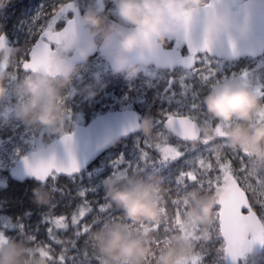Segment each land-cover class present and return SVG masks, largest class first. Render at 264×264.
<instances>
[{
	"label": "clouds",
	"instance_id": "1",
	"mask_svg": "<svg viewBox=\"0 0 264 264\" xmlns=\"http://www.w3.org/2000/svg\"><path fill=\"white\" fill-rule=\"evenodd\" d=\"M112 3L114 7L107 13L103 4L86 9L64 37L52 57L50 69L33 73L16 85L20 97L15 104L17 119L45 133L62 134L69 111L62 89L78 73L80 61H86L99 50L114 72L127 73L132 79L140 74L147 58L170 43L180 44L197 31L198 43L206 44L212 51L225 48L229 38H246L257 9L264 7V0H112ZM15 55L16 49L0 43V103L8 96L6 67ZM203 104L211 117L199 127L204 138L209 141L227 138L233 147L264 159V122L253 123L257 114L264 112V96L246 78L213 83ZM153 129L151 119L142 121L141 130L146 135H152ZM40 150L47 151L43 147ZM105 186L111 201L132 223H161L164 208L160 189L155 185L136 179L122 185L109 179ZM39 199L46 200L44 196ZM186 199L194 202L186 217L187 224L213 223L215 196L201 197L192 191ZM93 235L110 264H151L153 248L147 233L134 235L126 225L115 223L101 227ZM27 253L28 248L21 242L0 239V264H30ZM192 255V241L176 235L173 244L157 257V264H187ZM47 259L42 256L32 264H47Z\"/></svg>",
	"mask_w": 264,
	"mask_h": 264
},
{
	"label": "trees",
	"instance_id": "2",
	"mask_svg": "<svg viewBox=\"0 0 264 264\" xmlns=\"http://www.w3.org/2000/svg\"><path fill=\"white\" fill-rule=\"evenodd\" d=\"M75 1L84 9V0ZM43 2L44 0H3V7H0V29H8L9 41L13 48L16 49V55L13 60L17 64L25 56L22 55L21 52L24 44L27 46L24 50L26 53L35 37L33 34L29 37L26 36L24 32H17L15 30L14 19L20 18L23 22H26L25 19L28 13L37 9L39 4ZM43 10L47 11L46 8ZM95 59L102 60L104 63L106 62L103 55H98ZM85 63L86 61H83L78 64V72ZM16 67L17 66L11 65V68L14 69V77H9V75H7V84L15 83V85H17L18 82L29 74ZM106 67L108 68L106 78L112 85L110 88L102 86L97 91L96 97L100 99H97L96 102L89 105L90 113L94 116L98 113L116 108L132 107L139 111L142 121L148 118L154 122L156 119L163 124L167 111V108L165 109L168 99L167 96H169V91L172 89V87L168 89L167 81L169 78L167 74H164L166 78H163L161 83L146 84L139 76L129 79L126 73H116L112 71L109 66L106 65ZM142 67H151L157 72H160L159 69L153 66L142 65ZM162 71L164 73L166 72V70ZM31 74L33 73H30V75ZM124 74L125 76H122ZM186 82L189 85L184 89L181 88L179 83L181 99L188 106L193 103L199 105L201 116L195 112L193 117L198 119L202 125L211 120L203 104V98L208 94L213 82L211 80L200 81L198 79V88L192 79ZM70 84L62 89V93L65 95V102L67 103V101L70 100L75 107H79V102L76 101L75 97H70ZM200 84H202L201 88ZM176 96H178V94ZM186 109L181 112H187ZM68 110V114H71L72 118L76 112L73 113L71 108H68ZM72 121L73 119H70L66 131L71 130ZM257 122L259 121L255 120L253 123L255 124ZM23 126L21 130H0V153L4 149L10 150L13 146H19L18 155L8 165L5 166L3 164L2 158L5 156L2 155L0 157V176L7 179L8 183L7 185L0 184V227L4 228L7 233L9 232L10 234L8 235L10 237L11 232H16V237H11L12 240H16L17 238H21V240L29 238V233L42 231V229L47 233L45 229L47 226L46 217L50 213L53 214V218L60 214H71L76 209L77 205L81 203L79 193L86 190L87 199L92 202L94 209L93 213L89 216L90 218L88 217V220L91 221L93 218H97L98 222L91 227L87 235L79 238L73 235V229L71 227L68 233H64L65 235L70 234L72 237V244L66 247V249H69V256L76 257L75 264H110L108 258L100 252L98 241L93 234L101 229V227L115 223L126 225L129 232L134 235L143 233L148 234L153 248L151 264H157V257L166 247L173 244V237L176 235H184L192 241L193 255L189 259L190 264H225L224 240L220 232L218 196L226 181L224 180L219 188H212L209 190L206 187L202 188L199 181H189L188 184L185 185L180 175L185 174V172L192 167L190 162L200 157H203L205 161H207L210 156L223 157L225 154L235 155L237 153L246 152L238 147H233L227 138L221 137L212 141L208 140L205 144L202 133L197 140L190 141L186 139V141H183L172 133L168 134L166 131L165 136H169L168 142L174 146L180 147L183 153L177 152V155L173 157L167 154L161 157L157 150L152 149L150 156L145 159L143 156L145 141L148 140L151 144H158L165 139V136H154V131L152 135L149 136L141 130L136 134L129 135L127 138L120 139L113 147L108 149V152H122L123 158L119 161L121 166L124 164L126 157H131L135 162L134 166L120 179V184L123 185L131 179H136L155 185L160 189V199L162 207L164 208V218L158 225L148 222L139 224L129 221L123 210L111 201L107 193L100 194L96 191L100 189V176L109 170V164H113V161L109 160L106 152L100 155L88 167L75 173L71 177L61 175L56 180L47 179L41 183H36L30 179H26L23 182H17L11 179L9 176V169L14 162L28 151L36 148L31 145L32 139L36 138L34 128L24 123ZM55 136L56 135L49 134L45 139V143H48ZM248 154V161H250L248 167L252 164L255 169H253L254 171H249L248 168V181L244 188L249 196L250 208L254 209L264 222V174L260 172L261 169H264V159L251 153ZM179 156L183 157L176 160ZM168 157L171 158L169 159ZM114 165L115 164H113V166ZM201 173L205 177L208 175L207 171L203 168L201 169ZM8 185L14 187V195L10 198L6 195L4 188L5 186L8 187ZM169 191L173 196L179 194L180 201L184 207L177 223L173 225V230L166 235L163 229L165 226L169 225L171 217V207L166 203V197ZM192 191L198 192L201 197H216V207L214 209V218L211 225L192 226L186 223V217L194 203H190L186 198ZM40 196H44L46 200L41 202L39 199ZM105 203H108L112 207L111 211L109 213H99V205ZM6 205L9 207H4ZM166 207H168V212H165ZM37 209L39 210L37 211ZM2 217L8 218V225H2ZM110 217H115L116 219H110ZM157 226L161 228L160 231L157 230ZM162 238L163 242L158 243ZM73 241H75L76 244L75 249H73ZM52 245L56 247V243ZM50 249L51 251L46 257L50 259L49 257L52 256V264H56L54 256L57 254H55L53 248ZM84 252L87 253L86 257H84ZM69 264H72L71 260ZM239 264H264V247L260 253H248Z\"/></svg>",
	"mask_w": 264,
	"mask_h": 264
},
{
	"label": "snow or ice",
	"instance_id": "3",
	"mask_svg": "<svg viewBox=\"0 0 264 264\" xmlns=\"http://www.w3.org/2000/svg\"><path fill=\"white\" fill-rule=\"evenodd\" d=\"M211 6V5H209ZM75 8L71 0H57L51 6V10H41L36 18H34L31 32L35 39L31 43L29 49L26 51L25 56L18 62L16 68H22L24 71H32L35 65H43L48 56L50 50H55L57 45L62 42L66 34L74 28L75 21L69 18V13L74 12ZM63 22V23H62ZM39 29V30H37ZM231 46L235 48V41L229 38ZM188 43L191 47V53L187 59L181 61L184 65V74L179 77V83L182 89L186 88L189 84L186 82L190 77L199 79L200 81H209L215 76V69L212 68L211 62L208 59V54L211 49L206 44L202 48H198L196 43H193L191 38L188 39ZM176 82L175 78H169L167 81L168 89H171L172 85ZM175 96V92H172ZM199 109V105L193 103L189 106L187 112H181L179 110L165 114L163 121V128L167 133L177 134L181 140L186 141L187 122L193 120V114ZM159 123V122H158ZM165 136V132H161ZM73 140L72 135L64 137V143L66 146L71 145ZM169 136H165V139L158 144H151L148 140L145 141V151L143 156L147 159L150 156L151 150H157L161 157L166 156L169 152H180L183 151L178 146H174L169 142ZM206 144L207 141H204ZM171 146V147H170ZM248 153L241 152L235 155L225 154L223 157L210 156L207 161L203 157L198 158L195 161L190 162L192 167L181 174L180 177L183 179L185 185L189 181L200 182L202 188L211 190L212 188H219L221 183L225 180L228 173H231L234 178L237 179V183L240 187H245L248 181ZM183 156H179L176 160H179ZM169 159L171 157H168ZM28 163L29 170L32 169L33 165ZM119 163V162H117ZM39 169L43 172H47L51 169L52 174L48 175V180H56L61 175L73 176L79 172V165L73 156L70 163L60 164L56 161L55 157L50 161H41L38 165ZM207 171L208 175L205 177L201 173V169ZM81 197V203L77 205L76 209L69 215L60 214L53 218V214L50 213L46 217V223L49 225L47 228V239L50 244H55L56 232L65 231L67 232L71 227L73 229V235L77 238L85 236L91 230V227L95 225L98 220L93 218L89 221L87 218L93 213L94 209L92 202L87 199V191H81L79 193ZM167 205L171 207V217L168 226H165L163 231L166 235L173 230V225L177 223V220L183 210L184 205L181 203L179 194L173 196L170 191L166 197ZM112 207L108 204L99 205V213H109ZM248 209H241V213L247 212ZM165 212H168V207L165 208ZM224 215L226 221V232L225 235L228 237L229 249L233 252H240L247 246L246 241L242 236V229L236 222L235 218V207L229 204L224 206ZM110 219H116L110 217ZM142 227V226H141ZM160 227L157 226V230L160 231ZM165 235V236H166ZM163 242V238L158 243ZM264 243V240L261 241ZM76 248L75 241H73V249ZM87 253L84 252V257ZM56 264H75L76 257L69 256V249H62L54 257Z\"/></svg>",
	"mask_w": 264,
	"mask_h": 264
},
{
	"label": "water",
	"instance_id": "4",
	"mask_svg": "<svg viewBox=\"0 0 264 264\" xmlns=\"http://www.w3.org/2000/svg\"><path fill=\"white\" fill-rule=\"evenodd\" d=\"M71 2L74 5L75 11L69 13V18L75 21V27L84 12L75 0H71ZM96 2L98 6L101 4L105 6L103 0H96ZM199 39L200 35L197 31L193 34L191 40L193 43H196L198 48H202L203 44L198 43ZM233 40L235 41V48L228 42L225 48L216 51L211 50L208 55L217 58L234 59L244 54L256 56L264 52V7L257 9L249 35L243 39L236 36ZM62 42L58 45H61ZM0 43H6L10 46L6 33L0 34ZM182 46H187L186 48L189 51L188 55H183L181 53L179 48ZM57 51H59L57 48H55V50H50L47 61L43 65H35L33 70L28 72L36 73L38 71L49 70L52 57ZM190 53L191 47L187 39L178 45L172 43L170 46L159 50L147 58L143 65H154L161 69H171L179 66L183 67L184 65L181 61L187 59ZM96 54L103 55V53L98 50L92 56ZM104 58L106 59L105 56ZM81 62L82 61L79 63ZM109 66L111 67L110 64ZM141 123V114L137 109L132 107L116 108L98 113L83 123L76 122L70 131L54 137L47 144L28 151L10 167L9 176L17 182H23L26 179L33 180L36 183L44 182L47 180L48 175L52 174V171L51 169L47 172L41 171L38 167L39 162L50 161L53 157H55L56 161L60 164H68L74 156L79 165L80 172L93 163L100 155L113 147L120 139L127 138L131 134L140 132ZM200 125V122L194 117L192 121L187 122L186 137L188 140L194 141L201 136V132L199 131ZM172 134L180 138L177 134ZM68 135L73 136L70 147L66 146L64 143V137ZM42 147L46 148L47 151L42 152L40 150ZM26 159L33 165L31 170H29ZM218 204L220 232L224 240L225 264H239L248 253H260L264 247V243L261 242L264 240V222L254 209L249 208V196L246 189L240 187L237 181L227 184L218 196ZM225 204L235 207L236 222L242 229L243 238L248 241L247 246L240 252H233L228 246V237L225 235ZM244 208L248 209L247 212L241 213L240 210Z\"/></svg>",
	"mask_w": 264,
	"mask_h": 264
},
{
	"label": "rangeland",
	"instance_id": "5",
	"mask_svg": "<svg viewBox=\"0 0 264 264\" xmlns=\"http://www.w3.org/2000/svg\"><path fill=\"white\" fill-rule=\"evenodd\" d=\"M84 10L88 9L89 7H98L96 0H84ZM105 3L110 4L105 8V13H107L110 9L114 7L112 4V0H104ZM57 3V0H44L43 3L39 4V7L37 9H34L33 11L29 12L26 17V22H23L20 18H15V30L17 32H24L26 36H32L31 28L33 26L32 21H34V18L37 17V15L41 12L42 9L46 8L47 11L51 10V6ZM63 23V22H62ZM6 33L7 37L8 35V29L2 30L0 29V34ZM15 33V32H14ZM9 44L11 45L10 41ZM12 46V45H11ZM13 47V46H12ZM27 46L24 44L23 49H21L22 55H25V48ZM60 49V48H59ZM97 56V55H96ZM208 59L211 62V66L213 69H215V76L211 81L213 83H216L219 80L227 79L229 76L225 75V62L222 60H218L216 57L208 56ZM12 66H17V63L12 60L11 64L6 67L7 75L14 77V69L11 68ZM21 71H23L21 69ZM160 72H157L155 69H152L151 67H141V72L138 75L140 79H143L146 84H158L161 83L163 78H166L164 74H167L168 78H175L176 82L172 85V89L169 91V96H167V104L165 109L167 108L166 113L175 112L177 110L183 111L187 107V111L189 110V106L183 102L181 99V92L179 90V77L184 74V72H179L178 70H167L165 73L162 70H159ZM27 73V72H26ZM108 73V68L106 67V63H104L101 60H96L95 56L92 58H89L86 63L80 68V71L74 76L70 86V97H75L76 101L79 102V107H75L73 103L68 100L66 103L67 108H71V110L76 112V114L71 118V114H67L66 118V127L70 123V119H73L71 123V129L73 125L76 122H85L86 120L93 117V115L90 113L89 105L96 102V100L100 99L96 97V94L94 96L90 95V93L97 91L102 87L106 86L107 88L111 87V82L107 81L106 75ZM30 73L27 75L29 76ZM122 76H125L122 75ZM127 76V73H126ZM234 76L233 78H235ZM155 79V80H154ZM191 78H189L187 81H189ZM19 83V82H18ZM196 87H199V84L197 81H194ZM212 83V84H213ZM8 88V96L7 98L0 103V130H21L23 126V121L17 119L15 117V104L19 101L20 97L16 94V85L15 83H9L7 84ZM202 87V84H200V88ZM175 92V96L172 95V92ZM152 93V92H150ZM63 94V93H62ZM178 94V96H176ZM64 95V94H63ZM65 97V95H64ZM199 116H201V111L198 109L196 111ZM95 116V115H94ZM159 122V123H158ZM154 136L157 137H163L161 132H165L166 130L163 128V124L159 120H154ZM67 132V131H65ZM34 133L36 138L32 139V146L33 147H40L47 143H45V139L49 135L48 133H45L43 130L34 128ZM60 134H57L56 136H59ZM55 136V137H56ZM203 141L208 140L206 138L203 139ZM171 147V146H170ZM109 151V150H108ZM106 151V154L109 157V160L113 161V164H109V170L105 172L103 175H101L100 180V189H97L96 191L100 194H106L107 188L105 186V181L109 179H116L120 182V179L125 176L126 172L134 166V161L131 157H126L124 160V164L121 166L120 163H117L123 158L122 152H108ZM19 152V146H13L10 150H2L0 153V157L4 155L5 157L2 158L3 164L6 166L8 165L17 155ZM108 152V153H107ZM25 155V154H24ZM168 156H176L177 152H169L167 153ZM22 157V156H21ZM18 160V159H17ZM16 160V161H17ZM249 171H252L254 169V165H249ZM1 175V174H0ZM225 183L223 188L233 181H237L236 178L232 176L231 173H228L225 178ZM0 184L1 185H7V179L0 176ZM250 186H252L250 183H248ZM6 191V195L10 198L14 195V187L12 185H8V187H4ZM4 207H9L8 205ZM39 209H37L38 211ZM38 213V212H36ZM90 218V217H89ZM87 218V219H89ZM2 225L6 226L9 224L7 217H2L1 219ZM48 224L45 227L47 230ZM71 229V228H69ZM69 231V230H68ZM65 231H59L56 232V247H54L52 244L48 242L47 239V233L42 231H34L29 233V238H25L21 240V238H17L16 241L21 242L28 248V259L30 260V264L32 262L39 260L40 257L44 256L46 257L49 252L51 251L50 248H53L55 250V254L60 253L62 249H65L69 245L72 244V237L70 234H64L68 233ZM4 228L0 227V239L2 238H10L16 237V232H11V237L8 235ZM31 237V238H30ZM54 253V252H53ZM56 256V255H55ZM54 256V257H55ZM50 259H47L48 264H52V256L49 257ZM194 259V258H193ZM187 264H190V260L187 261Z\"/></svg>",
	"mask_w": 264,
	"mask_h": 264
},
{
	"label": "flooded vegetation",
	"instance_id": "6",
	"mask_svg": "<svg viewBox=\"0 0 264 264\" xmlns=\"http://www.w3.org/2000/svg\"><path fill=\"white\" fill-rule=\"evenodd\" d=\"M105 8H107L108 5L105 3ZM112 2V1H111ZM97 3V2H96ZM113 4V3H112ZM83 11H85L83 9ZM70 16V14H69ZM172 43H170L168 46H170ZM61 45H57V49L59 50ZM187 46H182L180 49L181 53L183 55H188L189 51L186 48ZM210 56V55H209ZM94 57V56H93ZM98 57V55H95V58ZM215 57V56H212ZM217 58V57H216ZM218 60H222L225 62V75L229 76V78H233L234 76L237 77H244L246 78L249 83L260 93L261 96H264V52L259 55H251V54H244L238 58L234 59H226V58H217ZM87 61V60H86ZM102 61V60H101ZM107 66H109L108 62H105ZM155 67L154 65H150ZM110 67V66H109ZM157 68V67H155ZM110 69L113 71V69L110 67ZM159 69V68H157ZM159 70H178L179 72H184V67H174L171 69H159ZM191 78V77H190ZM193 81H197L198 79L191 78ZM257 121L264 122V112H260L257 114ZM261 162V161H259ZM255 169V167H254ZM254 171V170H253ZM261 174H264V169L260 170Z\"/></svg>",
	"mask_w": 264,
	"mask_h": 264
}]
</instances>
